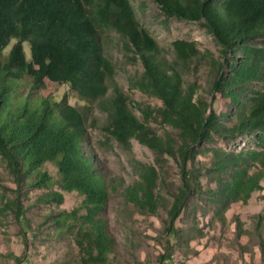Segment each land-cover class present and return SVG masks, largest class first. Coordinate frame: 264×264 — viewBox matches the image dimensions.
I'll list each match as a JSON object with an SVG mask.
<instances>
[{
  "label": "trees",
  "instance_id": "16d2710c",
  "mask_svg": "<svg viewBox=\"0 0 264 264\" xmlns=\"http://www.w3.org/2000/svg\"><path fill=\"white\" fill-rule=\"evenodd\" d=\"M153 2L168 19L202 22L221 47L224 59L241 56L228 66L231 73L227 77L221 75L223 64L211 62L216 69L211 98L220 96L235 108L231 127L223 122L228 114L217 115L205 98L197 95L196 83L185 84L177 69L194 58L206 59L204 53L194 42L176 40L171 44L175 60L169 61L138 24L129 0H0V158L14 184L11 197L0 195V212L9 213L18 222L24 219L35 240L47 229L51 230L45 240L66 237L75 246L76 255L58 264H111L116 245L101 216L110 191L88 150L86 109L71 106L66 94L59 100L50 92L41 94L45 81L67 85L84 102H98L108 120L104 131L111 139L123 147H129L134 139L154 154L153 166L137 163L139 180L124 188L123 197L145 214L155 215L164 207L167 249L170 241L183 239L184 231L175 227L180 215L192 210L191 216L196 217L197 210L190 207L193 198L206 200L215 222L224 224L231 204H246L253 193L264 190V0ZM100 27L113 29L130 55L128 61L140 64L142 73L129 80L130 86L159 100L160 108L130 102L116 84L107 97L114 67L101 53ZM255 40L259 47L253 45ZM23 43L29 44V61ZM252 84L262 89L252 90ZM149 121H159L163 134L149 127ZM245 136L258 148L237 152L209 148L216 138ZM206 154L211 155L208 167L199 159ZM167 158L178 168L177 186L167 182ZM47 163L57 170L60 191L35 198L31 206L47 211L33 222L27 215L31 206L24 203L30 190L48 189L51 177L41 170ZM204 177L213 188L203 186ZM62 192L80 195L79 207L54 210L53 206L58 209L63 204ZM234 221L240 237L242 223L238 218ZM261 228L262 215L255 233L264 251ZM192 231L203 236L197 227ZM29 244L32 241L25 234L24 254L13 257L14 264L30 263Z\"/></svg>",
  "mask_w": 264,
  "mask_h": 264
},
{
  "label": "rangeland",
  "instance_id": "374dc122",
  "mask_svg": "<svg viewBox=\"0 0 264 264\" xmlns=\"http://www.w3.org/2000/svg\"><path fill=\"white\" fill-rule=\"evenodd\" d=\"M129 1L138 24L154 39L162 55L169 61L175 60L171 44L176 40L194 42L196 48L204 53L206 59L194 58L187 65L179 64L177 69L185 84L196 83L199 87L197 95L204 97L217 115L228 114L223 122L231 127L236 120L232 117L235 108L224 103L220 96L215 97V100L211 98L210 86L216 72L211 62L217 61L223 64L221 75L227 77L231 73L228 66L241 56L229 55L224 59L221 55V47L216 44L212 35L207 33L202 22L168 19L153 0ZM98 36L101 53L114 67L113 81L108 82L107 97L112 95L113 84H116L130 102L140 104L141 107L160 108L162 104L159 100L146 96L130 86L129 80L140 76L142 68L139 63L128 61L130 55L124 49L120 36L113 29L106 27L98 28ZM14 42V40L11 41L3 51L4 56H7ZM253 45L259 47L260 43L255 40ZM22 46L26 60L29 61V44L23 43ZM44 84L45 91L41 94L50 92L55 100H59L66 94L71 106L86 109L90 136L88 150L97 161L98 170L105 175L110 191L105 211L101 216L106 222L108 234L115 240L116 247L111 264H264V251L261 250L258 235L255 233L258 216H264V190L253 193L246 204L241 202L231 204L224 214L226 218L224 224L215 222L216 219L210 213L206 200L193 198L192 201L190 200V207L194 205L192 208L197 210L196 217L191 216L192 210L188 214L180 215L175 227L184 231L183 239L180 242L170 241L167 249V237L163 224L164 207H160L155 215L145 214L134 205L127 203L123 197L124 188L139 180L136 170L137 163L153 166L155 164L154 154L134 139L129 141V147H123L111 139L104 131L108 120L98 102L88 103L80 100L67 85L58 86L48 81ZM250 88L257 91L262 89V86L252 84ZM131 110L139 120H142L140 113L132 105ZM148 126L158 134H163L164 128L159 121H149ZM212 147L237 152L247 148L256 149L258 145L252 138L245 136L234 140L216 138V141L209 145V148ZM199 159L208 167L211 155H202ZM166 160L167 182L177 186L178 168L172 159L167 158ZM41 170L51 177L50 185L48 189L30 190L29 200L24 203L26 206H31L35 198L48 191H60V181L54 165L47 163ZM0 178L1 186L5 187L0 186V195L6 193L11 197L10 190L14 188V184L7 176L1 158ZM208 182L207 178L202 179L204 187L213 188V184H208ZM111 187L115 189L111 190ZM159 193L168 198L165 191L159 189ZM62 194L64 195L63 204L58 209L53 206L54 210L72 211L79 207L82 201L80 195L65 192ZM46 211L45 207L33 205L27 215L33 222H36ZM204 211H206L205 215L202 214ZM80 213L82 214L83 211ZM235 218L242 223L243 234L240 237H237ZM195 226L202 230L203 236L195 235V231H192V228H196ZM50 230L47 229L35 240L31 238V231L24 219L18 222L9 213L0 212V264H14L12 258L24 254L25 234L32 241L28 248L29 264H58L64 260L71 261L76 255L75 246L66 240V237L60 239L53 237L45 240L44 237ZM260 231L264 237V229L261 228ZM161 255L163 259L160 261L159 256Z\"/></svg>",
  "mask_w": 264,
  "mask_h": 264
}]
</instances>
